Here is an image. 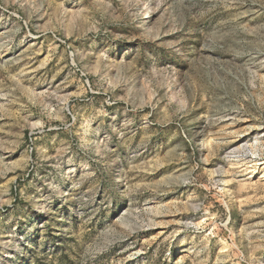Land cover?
I'll use <instances>...</instances> for the list:
<instances>
[{
  "label": "rangeland",
  "instance_id": "rangeland-1",
  "mask_svg": "<svg viewBox=\"0 0 264 264\" xmlns=\"http://www.w3.org/2000/svg\"><path fill=\"white\" fill-rule=\"evenodd\" d=\"M263 174L264 0H0V264H264Z\"/></svg>",
  "mask_w": 264,
  "mask_h": 264
},
{
  "label": "bare ground",
  "instance_id": "bare-ground-1",
  "mask_svg": "<svg viewBox=\"0 0 264 264\" xmlns=\"http://www.w3.org/2000/svg\"><path fill=\"white\" fill-rule=\"evenodd\" d=\"M149 12H148V10L145 12V14H148ZM263 177H264V174L262 175Z\"/></svg>",
  "mask_w": 264,
  "mask_h": 264
}]
</instances>
